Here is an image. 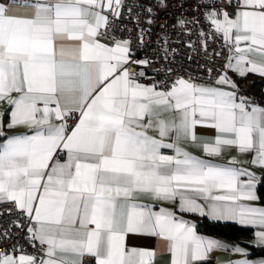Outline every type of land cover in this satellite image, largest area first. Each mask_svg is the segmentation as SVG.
Segmentation results:
<instances>
[{"label":"snow or ice","instance_id":"6c2138e0","mask_svg":"<svg viewBox=\"0 0 264 264\" xmlns=\"http://www.w3.org/2000/svg\"><path fill=\"white\" fill-rule=\"evenodd\" d=\"M167 7L0 0V264H155L158 251L168 264H208L213 251L243 257L220 264H264L181 215L251 226L264 248V107L230 75L264 78V0H191V18L177 14L174 27L205 56L206 77L139 58ZM160 39V60L171 65ZM189 147L237 156L214 163ZM135 237L162 243L137 247Z\"/></svg>","mask_w":264,"mask_h":264},{"label":"built area","instance_id":"2783aa9c","mask_svg":"<svg viewBox=\"0 0 264 264\" xmlns=\"http://www.w3.org/2000/svg\"><path fill=\"white\" fill-rule=\"evenodd\" d=\"M165 3L168 4L167 8H160L156 11V15L158 16L157 22L152 26V36L148 38L149 45L146 46L144 50L138 53L139 58L143 59L145 56L149 58H153L156 61L155 68H165V67H173V68H183L186 70L187 74L192 75L193 77H201L207 76L206 71L202 67V65L207 63L205 56L201 54H197L192 51V49L187 47L188 37L186 35H182L179 28L174 27V22L177 18V14L183 11L185 15H188L189 19L191 18L190 13L192 12V8L189 7L191 0H164ZM184 4L183 9H181V4ZM166 24L167 27L165 29H161V25ZM129 27L131 25L129 24ZM161 37H166L168 40V47L170 49L169 57L174 61L173 64L168 65L167 61H161L160 56L162 55L163 48V40ZM196 36H192V40H195ZM211 43V42H210ZM222 46V41L217 40L215 43H211V49L219 50ZM171 49H175V52H171ZM210 49V50H211ZM227 55V53H224ZM188 57H192L191 60ZM223 64V60L214 65L209 64V66H213L216 68L221 67ZM140 66H135L130 71L139 70ZM155 69H148L147 73L149 77L154 75ZM164 73L161 72L159 76H156V79H161ZM142 82L149 83L150 79H142ZM241 92L247 96L248 98L260 101L263 100V97L253 93L248 92L245 89L240 87ZM29 251L31 249L29 248Z\"/></svg>","mask_w":264,"mask_h":264},{"label":"crops","instance_id":"0c3cea01","mask_svg":"<svg viewBox=\"0 0 264 264\" xmlns=\"http://www.w3.org/2000/svg\"><path fill=\"white\" fill-rule=\"evenodd\" d=\"M21 11H23V9H21ZM230 75H233L234 79H237V83L239 84V86L243 89H245L248 92H253L256 93L260 96L263 97V100L260 101H256L260 106L264 107V78H261L259 75L256 74H249L246 78L244 79H238L234 76V74L230 73ZM251 80H257L260 81V91L262 93H259L257 91H253V90H247L244 86L246 85V82L251 81ZM7 105H2L0 106V111H3L4 108H6ZM16 133L19 134H30V131L20 127L14 130ZM214 132L213 131H209L208 135H213ZM2 139H0V142H2ZM189 151H192L194 155L200 156L204 159H209L212 160L214 163H227V161L232 157V156H237V153L233 150L232 152L229 153H225L223 159L221 158H214V157H207L204 156L202 152H200L199 150H196L194 148L189 147L188 148ZM162 152H164L165 154H174L172 150L170 149H162ZM239 160L241 161H246V160H250L251 156L250 155H240L237 157ZM239 167H243V168H249L252 171H256L257 175H260V170L256 169L254 167H252L249 164L243 163L238 165ZM258 185V184H257ZM258 194V191H257ZM259 195V194H258ZM242 203H246V202H242ZM167 206V205H165ZM183 215L184 219L190 220L194 223L197 222V219L199 218V214H192V213H185V214H181ZM197 224V223H196ZM198 229V228H197ZM256 231V229H254V232ZM198 233L201 235H205L211 238H215V239H219L221 241H225L229 244H238L241 247H245L247 248L248 252H249V247L248 244L246 242H251L253 243L254 240V233L251 236H247V237H242L240 240H228L222 236L219 235H214V234H208L205 232H202L198 229ZM129 243L133 246H137V247H143V248H148V249H155L158 248V245L161 244L162 242L158 241L156 238L153 237H135V238H130L129 239ZM260 257H264V255L261 256H252L249 255L250 259L253 260H257ZM243 257L240 256L239 254H235L232 253L230 251H213L210 255L208 264H220V262H227L229 260H238V259H242ZM168 260H169V254L165 251V252H161L158 251V255L155 259V264H168Z\"/></svg>","mask_w":264,"mask_h":264},{"label":"trees","instance_id":"16d2710c","mask_svg":"<svg viewBox=\"0 0 264 264\" xmlns=\"http://www.w3.org/2000/svg\"><path fill=\"white\" fill-rule=\"evenodd\" d=\"M247 90L260 91V81L251 80L246 82L244 86ZM1 139V138H0ZM264 179V177H262ZM258 194L264 200V183H258ZM197 228L205 233L222 236L228 240H240L242 237L251 236L254 233V228L251 226L240 225L234 221H214L205 216H199L197 219ZM249 247V254L252 256L264 255V248L256 247L251 242H246Z\"/></svg>","mask_w":264,"mask_h":264}]
</instances>
